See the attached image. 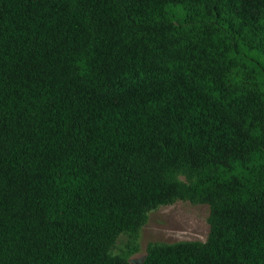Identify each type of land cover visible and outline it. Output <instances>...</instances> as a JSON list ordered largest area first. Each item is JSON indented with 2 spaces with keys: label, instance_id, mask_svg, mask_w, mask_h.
<instances>
[{
  "label": "trees",
  "instance_id": "1",
  "mask_svg": "<svg viewBox=\"0 0 264 264\" xmlns=\"http://www.w3.org/2000/svg\"><path fill=\"white\" fill-rule=\"evenodd\" d=\"M177 200L137 264H264V0H0V264H133Z\"/></svg>",
  "mask_w": 264,
  "mask_h": 264
},
{
  "label": "rangeland",
  "instance_id": "2",
  "mask_svg": "<svg viewBox=\"0 0 264 264\" xmlns=\"http://www.w3.org/2000/svg\"><path fill=\"white\" fill-rule=\"evenodd\" d=\"M207 213L206 204H192L183 200L150 210L146 223L140 229L138 251L129 256L130 262L137 264L143 259L146 244L150 241L205 240L209 229ZM125 241L126 236L120 234L114 250H119Z\"/></svg>",
  "mask_w": 264,
  "mask_h": 264
}]
</instances>
